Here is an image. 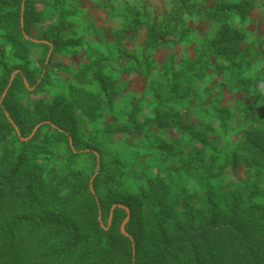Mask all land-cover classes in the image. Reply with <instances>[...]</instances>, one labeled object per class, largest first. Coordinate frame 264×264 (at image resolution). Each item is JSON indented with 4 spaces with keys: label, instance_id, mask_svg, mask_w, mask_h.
I'll return each mask as SVG.
<instances>
[{
    "label": "rangeland",
    "instance_id": "374dc122",
    "mask_svg": "<svg viewBox=\"0 0 264 264\" xmlns=\"http://www.w3.org/2000/svg\"><path fill=\"white\" fill-rule=\"evenodd\" d=\"M0 108V170L21 152L45 180L76 172L91 191L100 166L125 171L128 187L98 219L108 229L125 212L119 232L142 264L136 242L159 193L148 184L173 217L199 218L208 199L218 214L264 213V165L243 164L249 143L264 153V0H0ZM23 111L46 117L26 128ZM16 199L4 197L0 223ZM40 201L37 212L55 207ZM211 242L231 258L232 241ZM25 245L19 264L41 262Z\"/></svg>",
    "mask_w": 264,
    "mask_h": 264
},
{
    "label": "trees",
    "instance_id": "16d2710c",
    "mask_svg": "<svg viewBox=\"0 0 264 264\" xmlns=\"http://www.w3.org/2000/svg\"><path fill=\"white\" fill-rule=\"evenodd\" d=\"M176 13L178 16L173 20L178 23L182 12ZM45 117L38 112L29 115L23 111L19 123L31 128L35 121ZM55 121L65 127L61 118ZM244 150L246 167L264 165V153L257 144L251 142ZM42 172L41 167L29 164L21 152L13 154L10 164L0 170V205L5 196L12 194L17 197L15 202L19 200L13 214L0 223V257L7 255L0 264H19L17 252L24 251L25 256L30 253L25 243L37 247L38 261H41L36 263L35 259L32 263L30 258L27 264H91L89 261L93 260V264H130V241L119 232L125 212L116 207L114 221L108 229L98 219L100 209L106 223L110 206L120 197L121 190L128 187L122 181L125 171L117 163L100 166L92 183L93 191L80 173L61 176L54 184L52 178L45 180ZM148 188L159 193L151 200L148 234L143 245L136 240L137 253L144 259L142 264H203V251L207 264H264V252L260 251L264 250V213L261 211L232 206L226 215L218 214L216 205L208 199L207 210L199 218L191 209L173 217L171 204L159 184L157 187L148 184ZM40 195L47 198L48 206H55L53 210L37 212ZM250 218L255 219L254 226L250 230L242 228L239 222ZM220 235L234 246L229 249L232 251L229 260L221 256L217 247L213 248L211 239L216 240ZM137 260L141 259L137 257Z\"/></svg>",
    "mask_w": 264,
    "mask_h": 264
}]
</instances>
